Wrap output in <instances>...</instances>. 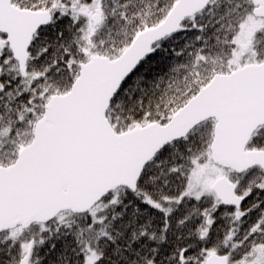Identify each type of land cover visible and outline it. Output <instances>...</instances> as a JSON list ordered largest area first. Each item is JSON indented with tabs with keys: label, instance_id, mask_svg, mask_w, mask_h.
<instances>
[{
	"label": "trees",
	"instance_id": "1",
	"mask_svg": "<svg viewBox=\"0 0 264 264\" xmlns=\"http://www.w3.org/2000/svg\"><path fill=\"white\" fill-rule=\"evenodd\" d=\"M177 1L99 0L102 21L94 27L76 12L94 0H10L20 10L49 12L52 22L33 38L27 80L0 34V167L14 164L46 103L70 91L82 64L93 56L117 59L139 34L162 23ZM251 11L250 0H212L154 45L113 98L106 114L112 129L122 134L163 126L215 75L231 73L234 40ZM255 38V64H261L264 29ZM214 125L206 121L158 153L135 193L118 189L86 215L66 212L46 225L0 234V264H19L30 242L29 264H87L90 255L93 264H204L212 253L229 264L245 263L264 248L263 172L223 170L243 198L239 210L222 206L212 193L182 197L194 163L210 160ZM247 150H264V127Z\"/></svg>",
	"mask_w": 264,
	"mask_h": 264
},
{
	"label": "water",
	"instance_id": "2",
	"mask_svg": "<svg viewBox=\"0 0 264 264\" xmlns=\"http://www.w3.org/2000/svg\"><path fill=\"white\" fill-rule=\"evenodd\" d=\"M211 2L178 0L162 23L139 34L117 59L89 58L70 91L46 103L31 142L14 164L0 167V234L46 225L66 212L86 215L118 189L135 193L153 158L208 120L215 122L209 148L213 165L236 175L253 168L264 174V150H247L253 134L264 126V62L215 75L163 126L118 134L106 118L113 98L153 46L178 33ZM251 5L252 17L264 20V0H251ZM90 21L97 27L101 15ZM51 22L49 12L24 11L0 0V34L24 80L33 38ZM212 192L222 206L240 209L243 199L226 177L213 184ZM32 246L30 242L19 264H29ZM204 264L229 263L212 253Z\"/></svg>",
	"mask_w": 264,
	"mask_h": 264
},
{
	"label": "rangeland",
	"instance_id": "3",
	"mask_svg": "<svg viewBox=\"0 0 264 264\" xmlns=\"http://www.w3.org/2000/svg\"><path fill=\"white\" fill-rule=\"evenodd\" d=\"M94 2L95 4L92 3L91 5L80 6L76 11L77 15L84 18L87 23L90 22L91 16L98 14L97 7L99 6V0H94ZM91 29L93 30L92 26L90 25V28L88 27L89 33H93ZM263 29H264V20L255 19L252 17V15L248 17L246 21L241 25L239 33L234 40L235 48L229 61V67H228L229 71L233 72L244 66L252 65L256 63L255 52H254L255 41H256L255 37L256 34ZM87 43L89 46L90 45L89 41ZM85 53L87 54V56L89 55L88 47L85 49ZM212 138H213V134H212ZM225 176L227 177L225 172H223L221 168L214 166L209 160V158H205L203 162L198 160L193 165V169L189 177L187 188L184 194L182 195V197L200 198L209 193L213 194L212 192L213 184L219 178ZM93 213H95V210ZM94 261L95 259L93 258V255L88 256L87 264H93ZM243 264H264V248L262 249L258 248L255 251V253L250 255L246 260V262Z\"/></svg>",
	"mask_w": 264,
	"mask_h": 264
}]
</instances>
